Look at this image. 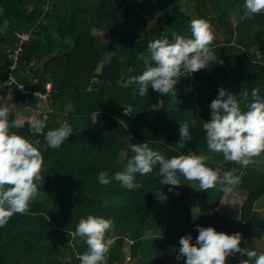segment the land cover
<instances>
[{
    "label": "trees",
    "instance_id": "1",
    "mask_svg": "<svg viewBox=\"0 0 264 264\" xmlns=\"http://www.w3.org/2000/svg\"><path fill=\"white\" fill-rule=\"evenodd\" d=\"M193 1L214 34L210 45L214 61L190 77L182 76L175 98L160 95L150 85L148 94L140 96L133 78L144 71L139 56L147 54L149 42L173 41V32L191 37L190 20L181 14L177 0H0V84L11 75L16 79L0 89V107L23 103L41 109L40 119L48 117L39 132L29 122L11 129L40 142L45 181L38 182L39 194L29 211L14 214L0 227V264H81L79 256L88 246L71 233L88 215L115 222L108 234L114 243L106 264L121 262L127 240L132 241L130 253L139 259L137 264H186V259H176L179 240L191 234L195 244L197 226L229 235L239 232L242 248L264 252L258 242L264 238V214L255 207L264 196V162L259 169L252 158L255 163L242 167L225 161L222 153H209L202 128V122L210 120V104L220 87L231 88L236 95L247 89L249 102L253 89L264 97V55L253 58L249 53L264 39V13L246 14L245 0ZM233 10L238 12L236 20ZM159 15H164V22H154ZM94 30L108 32L109 42ZM25 31L30 38L12 68V52ZM19 84L29 92H22ZM154 105L160 107L155 117L150 115ZM241 108L246 110L243 102ZM8 118L15 120L14 113ZM184 122L194 138L181 147L179 129ZM61 125H70L74 132L61 147L52 149L46 133ZM145 142L168 159L212 155L207 166L221 175L235 169L247 194L241 216L220 211L227 191L219 185L198 190V181L182 176L180 186L162 185L159 166L149 174H136L135 182L141 184L136 190L115 180L106 186L98 182L101 171L109 176L123 171L134 155L132 144ZM155 205L170 212L162 236L149 234ZM246 259V254L229 256L227 264Z\"/></svg>",
    "mask_w": 264,
    "mask_h": 264
},
{
    "label": "clouds",
    "instance_id": "2",
    "mask_svg": "<svg viewBox=\"0 0 264 264\" xmlns=\"http://www.w3.org/2000/svg\"><path fill=\"white\" fill-rule=\"evenodd\" d=\"M244 7L246 14L264 13V0H245ZM190 29V38L173 32V42L164 38L148 43L147 54L141 53L139 56L143 61L144 71L133 78L140 96L148 94L150 85L160 95L171 94L176 98V85L182 76L190 77L214 61V53L210 48L214 34L209 23L204 19H193L190 21ZM23 33L29 34L30 38L29 32ZM26 40L21 36L12 57L19 46L23 50ZM133 70L128 69L129 72ZM50 87L48 85V89ZM36 93L34 94L37 96L43 94ZM47 96L43 94L41 97ZM238 96L242 99H238ZM242 102L246 110H242ZM210 109V120L202 122L209 153H222L225 161L242 167L255 163L252 158L264 153V97L259 94V90L251 91L249 102L247 89L236 95L220 87ZM8 116V108L0 107V227H4L14 214L29 211L30 204L39 194L38 182L44 185L45 181L41 175L44 157L39 151L40 142L11 131L19 128L22 121H9ZM47 120L46 115L42 119H36L32 127L39 132L46 127ZM179 131L178 144L181 147L193 140L187 122L180 124ZM73 132L70 125L49 130L45 136L46 144L57 149L68 141ZM131 150L134 155L128 159L124 170L112 176L107 171H101L97 177L100 184L106 186L115 180L128 190H136L141 187V184L135 182L136 174H149L156 166H159L157 175L162 177V185L180 186L182 176L187 181H198V190H209L219 185L220 190L230 191L231 186L239 182L235 169L221 175L208 167L207 163L213 159L212 155L181 154L168 159L161 152L153 150L148 142L133 143ZM114 228V220L94 215H88L79 221L71 235L83 238L88 246V251L79 256L81 264H106V254L114 243L108 234ZM197 231L199 234L195 244L192 243L191 234L180 238L177 260L186 259V264H227L229 256L239 253L248 257L241 260L240 264H264V252L257 253L241 247L243 237L239 232L229 235L218 232L211 226H197ZM171 251L176 253L177 249L172 248Z\"/></svg>",
    "mask_w": 264,
    "mask_h": 264
},
{
    "label": "rangeland",
    "instance_id": "3",
    "mask_svg": "<svg viewBox=\"0 0 264 264\" xmlns=\"http://www.w3.org/2000/svg\"><path fill=\"white\" fill-rule=\"evenodd\" d=\"M177 2L181 10V14L184 17H186L188 20L191 21L193 19H200L202 17L197 12L193 0H177ZM237 13H238L237 11L233 10L232 17L234 18V20H236L238 17ZM164 21H165L164 15H159L154 22L162 23ZM94 32L101 33L100 35L103 36L104 41L107 43L109 42L108 32L96 31V30H94ZM249 53L253 58H258L259 56L264 54V39L254 48L250 49ZM48 85L50 86L51 84L49 83ZM226 90L235 94V92L232 91L231 88H227ZM3 107L8 108L9 114H11V112L14 113L15 119H21L22 124L28 121H32L34 123L36 119H39L38 112L41 111V109L28 108L23 103H17L12 105L5 104ZM71 108L72 106H69V109ZM159 109L160 107L157 105L152 106L150 110V115L155 117ZM253 158L255 159V161H257L256 168L260 169V167H263L262 162H264V154L261 153L260 156ZM246 195H247L246 191L241 187L240 184L237 183L234 187L231 188L230 191H227L226 194L224 195L222 202L219 206L220 211L223 214H228L234 218H239L241 216V206ZM255 207L264 214V196L256 202ZM193 211L195 212V214H199V210L197 209V207H194ZM169 217H170V212L168 211V209H165L164 206L155 205L148 220L149 234L151 236L165 235L167 225L170 221ZM258 242L261 247H264V238L260 239ZM131 243L132 241L127 240L126 246L123 247L122 249V251L124 252L123 255L124 258L121 260L122 263L118 262L117 264H137L136 261H139V259L136 258L134 259L130 253ZM239 255L241 254L237 253L235 256H239ZM140 263L142 262L140 261Z\"/></svg>",
    "mask_w": 264,
    "mask_h": 264
},
{
    "label": "built area",
    "instance_id": "4",
    "mask_svg": "<svg viewBox=\"0 0 264 264\" xmlns=\"http://www.w3.org/2000/svg\"><path fill=\"white\" fill-rule=\"evenodd\" d=\"M21 36H22V39H23V40H26V39L29 38V34H26V33H23ZM21 50H22V47H21V46H19V47L15 50V52H14V54H13V57L15 58V62H14V64L12 65V68H14V67L16 66L17 60H18V58H19V53H20ZM15 81H16L15 77L11 75L9 78H7L6 80H4V81L1 82V84H0V89H1V88H4V87H9V86L12 85ZM19 88H20V90H21L22 92H24V93L29 91V89H27L23 84H20V85H19ZM34 93L37 94L36 92H34ZM40 95L42 96L43 94H40ZM1 97H2V93H1V91H0V98H1Z\"/></svg>",
    "mask_w": 264,
    "mask_h": 264
},
{
    "label": "crops",
    "instance_id": "5",
    "mask_svg": "<svg viewBox=\"0 0 264 264\" xmlns=\"http://www.w3.org/2000/svg\"><path fill=\"white\" fill-rule=\"evenodd\" d=\"M264 54H262L261 56H263ZM261 56H259V57H261ZM29 108V107H28ZM33 109V108H32ZM40 119V118H39ZM30 124H31V127H32V124H33V122L32 121H28ZM26 123L24 122L23 124H21V126H24ZM32 129L33 130H35L33 127H32ZM42 130V129H41ZM40 130V131H41Z\"/></svg>",
    "mask_w": 264,
    "mask_h": 264
}]
</instances>
